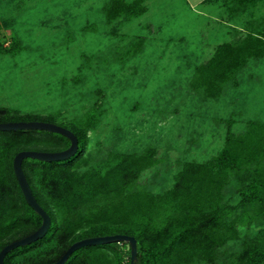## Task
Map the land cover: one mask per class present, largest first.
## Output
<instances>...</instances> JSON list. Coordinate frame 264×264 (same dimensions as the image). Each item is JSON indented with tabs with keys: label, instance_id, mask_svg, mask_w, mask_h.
Returning a JSON list of instances; mask_svg holds the SVG:
<instances>
[{
	"label": "rangeland",
	"instance_id": "obj_1",
	"mask_svg": "<svg viewBox=\"0 0 264 264\" xmlns=\"http://www.w3.org/2000/svg\"><path fill=\"white\" fill-rule=\"evenodd\" d=\"M202 1L146 0L145 14L110 20L111 0H0V43H19L15 54L0 50V106L52 114L61 126L64 116H93V163L154 148L157 165L140 184L163 190L182 161L211 158L229 132L264 118V64L240 71L218 97L194 88L196 66L234 37L219 5ZM252 11L263 15L264 1ZM236 186L226 191L233 203ZM248 209L237 207L250 218L223 251L264 232V217Z\"/></svg>",
	"mask_w": 264,
	"mask_h": 264
},
{
	"label": "trees",
	"instance_id": "obj_2",
	"mask_svg": "<svg viewBox=\"0 0 264 264\" xmlns=\"http://www.w3.org/2000/svg\"><path fill=\"white\" fill-rule=\"evenodd\" d=\"M145 1L111 0L109 19H118L123 12L139 17L147 11ZM205 1L219 5L234 36L219 43L193 76L194 88L218 97L240 71L264 64V14L251 17L264 0ZM246 11L247 19L239 22ZM0 50L15 54L19 43L13 40L10 47L0 43ZM87 118H62L63 126L79 139L74 156L54 162L24 160L33 193L52 222L43 238L9 252L5 264H53L79 240L114 234L137 239L135 264H264V232L252 236L239 251H223L240 238L241 225L250 218L237 215L238 206L248 212L251 207L255 217H264V118L250 120L240 133L229 132L211 158L182 161L172 185L161 191L140 184L143 173L157 165L154 148L117 152L93 163L90 133L97 124L93 116ZM54 119L52 114L0 106V123ZM70 144L67 137L45 130L0 131V252L43 222L21 189L15 156L24 150L61 151ZM232 183L237 185V203L226 194ZM65 264H131L130 245L86 246Z\"/></svg>",
	"mask_w": 264,
	"mask_h": 264
},
{
	"label": "water",
	"instance_id": "obj_3",
	"mask_svg": "<svg viewBox=\"0 0 264 264\" xmlns=\"http://www.w3.org/2000/svg\"><path fill=\"white\" fill-rule=\"evenodd\" d=\"M10 130H45L51 133L61 134L67 137L71 144L67 149L61 151H36V150H24L19 152L14 158V171L24 193V196L35 211L43 218L40 228L29 236H26L20 240H16L7 246H5L0 252V264H5L6 255L12 250L27 246L40 238H43L51 227V217L46 210L38 203L33 190L29 184L27 176L23 169V162L27 158L42 160L46 162L64 161L74 156L79 150L78 137L68 128L45 121H29V122H5L0 123V131ZM114 242H128L131 249V264H135L138 259V243L134 236L127 234H114L107 236H99L92 238H85L73 243L70 248L64 253V255L53 264H65L71 255L86 246L91 245H104Z\"/></svg>",
	"mask_w": 264,
	"mask_h": 264
},
{
	"label": "crops",
	"instance_id": "obj_4",
	"mask_svg": "<svg viewBox=\"0 0 264 264\" xmlns=\"http://www.w3.org/2000/svg\"><path fill=\"white\" fill-rule=\"evenodd\" d=\"M205 0H203L202 2H204ZM206 2V1H205Z\"/></svg>",
	"mask_w": 264,
	"mask_h": 264
}]
</instances>
